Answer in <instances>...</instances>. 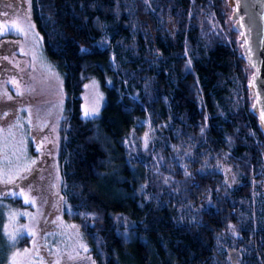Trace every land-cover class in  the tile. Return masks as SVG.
Instances as JSON below:
<instances>
[{
    "label": "trees",
    "instance_id": "1",
    "mask_svg": "<svg viewBox=\"0 0 264 264\" xmlns=\"http://www.w3.org/2000/svg\"><path fill=\"white\" fill-rule=\"evenodd\" d=\"M31 4L63 81L62 193L95 264H264V135L235 29L214 24L226 0ZM91 77L104 100L85 117Z\"/></svg>",
    "mask_w": 264,
    "mask_h": 264
},
{
    "label": "rangeland",
    "instance_id": "2",
    "mask_svg": "<svg viewBox=\"0 0 264 264\" xmlns=\"http://www.w3.org/2000/svg\"><path fill=\"white\" fill-rule=\"evenodd\" d=\"M222 12L224 21L214 24L233 30L226 4ZM64 96L62 75L34 24L31 0H0V264H12L13 256L16 264H95L91 239L62 193L57 149ZM81 96L82 115H96L104 94L95 77L85 80ZM149 138L148 131L142 133L141 145ZM9 177L15 182L4 183ZM262 189H254L253 201L264 220ZM26 235L28 241L20 243ZM239 255L230 253L233 262Z\"/></svg>",
    "mask_w": 264,
    "mask_h": 264
},
{
    "label": "water",
    "instance_id": "3",
    "mask_svg": "<svg viewBox=\"0 0 264 264\" xmlns=\"http://www.w3.org/2000/svg\"><path fill=\"white\" fill-rule=\"evenodd\" d=\"M226 4L249 68L250 109L264 135V0H226Z\"/></svg>",
    "mask_w": 264,
    "mask_h": 264
},
{
    "label": "snow or ice",
    "instance_id": "4",
    "mask_svg": "<svg viewBox=\"0 0 264 264\" xmlns=\"http://www.w3.org/2000/svg\"><path fill=\"white\" fill-rule=\"evenodd\" d=\"M7 30H11V28H8ZM85 115L87 116L88 113L86 112ZM32 163H35V161H32ZM29 170H30V169H25V171H29ZM5 175H6V174H5ZM21 178H26V177H21ZM14 182H15L14 178H11V177H9V178H7V179L4 180V183H14ZM21 195H24V194L21 193ZM25 202L27 203V202H30V201L26 198V199H25ZM10 239H11L13 242H15V240H16V236L10 234ZM17 255H18V254H17ZM12 264H16L15 256H13V258H12Z\"/></svg>",
    "mask_w": 264,
    "mask_h": 264
}]
</instances>
